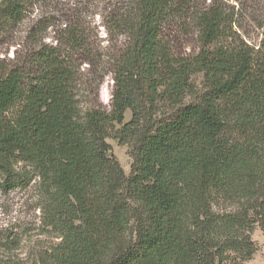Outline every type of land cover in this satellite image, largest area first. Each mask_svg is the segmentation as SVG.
Listing matches in <instances>:
<instances>
[{"label": "trees", "instance_id": "16d2710c", "mask_svg": "<svg viewBox=\"0 0 264 264\" xmlns=\"http://www.w3.org/2000/svg\"><path fill=\"white\" fill-rule=\"evenodd\" d=\"M37 1L59 0H0V29ZM233 16L221 0H129L110 18L127 44L109 62V111L79 100V29L27 71L0 62V187L38 179L60 239L47 264L252 260L253 231L264 233V26L251 45ZM176 30L194 53L176 51ZM108 139L128 148V175Z\"/></svg>", "mask_w": 264, "mask_h": 264}, {"label": "rangeland", "instance_id": "374dc122", "mask_svg": "<svg viewBox=\"0 0 264 264\" xmlns=\"http://www.w3.org/2000/svg\"><path fill=\"white\" fill-rule=\"evenodd\" d=\"M128 1H37L28 7L20 23L0 29V62L7 70L20 67L27 71L40 47H59L60 44L56 43L62 40L64 33L79 29L85 46L74 53L72 59L77 73L79 100L82 105L99 106L109 111L113 89L109 62L127 44L126 36L113 29L110 18L115 13L124 12ZM221 1L234 15L233 31L245 42L257 44L263 31L260 27L264 26V0ZM171 37L176 51L187 55L195 52L192 34L185 35L176 30ZM200 81L197 76L195 84L198 87ZM129 119L130 112H126L124 122ZM106 142L124 174L128 175L132 163L128 148L112 139ZM28 169L24 171L18 164L15 173L25 176ZM4 189L0 187V264H47L60 239L44 225V198L38 179L31 176L25 184ZM252 240L257 252L252 260L243 264H264V233L255 228Z\"/></svg>", "mask_w": 264, "mask_h": 264}]
</instances>
